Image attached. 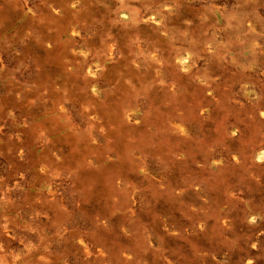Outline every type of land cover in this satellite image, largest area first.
<instances>
[{"label":"rangeland","instance_id":"obj_1","mask_svg":"<svg viewBox=\"0 0 264 264\" xmlns=\"http://www.w3.org/2000/svg\"><path fill=\"white\" fill-rule=\"evenodd\" d=\"M0 264H264V0H0Z\"/></svg>","mask_w":264,"mask_h":264},{"label":"bare ground","instance_id":"obj_2","mask_svg":"<svg viewBox=\"0 0 264 264\" xmlns=\"http://www.w3.org/2000/svg\"><path fill=\"white\" fill-rule=\"evenodd\" d=\"M147 22V21H146ZM178 61V60H177ZM232 158V157H231ZM229 159V158H228ZM234 160V159H233ZM257 160V159H256ZM236 161V160H235Z\"/></svg>","mask_w":264,"mask_h":264}]
</instances>
